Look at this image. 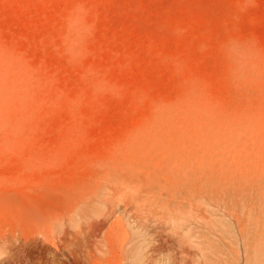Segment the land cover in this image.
Returning <instances> with one entry per match:
<instances>
[{
	"label": "rangeland",
	"instance_id": "374dc122",
	"mask_svg": "<svg viewBox=\"0 0 264 264\" xmlns=\"http://www.w3.org/2000/svg\"><path fill=\"white\" fill-rule=\"evenodd\" d=\"M97 180L209 181L264 230V0H0V223L54 246Z\"/></svg>",
	"mask_w": 264,
	"mask_h": 264
},
{
	"label": "bare ground",
	"instance_id": "6f19581e",
	"mask_svg": "<svg viewBox=\"0 0 264 264\" xmlns=\"http://www.w3.org/2000/svg\"><path fill=\"white\" fill-rule=\"evenodd\" d=\"M211 184L192 182L182 195L130 181L80 185L73 230L56 224L54 246L41 238L39 214L22 209L19 223L1 222L0 264H264V230L240 224Z\"/></svg>",
	"mask_w": 264,
	"mask_h": 264
}]
</instances>
